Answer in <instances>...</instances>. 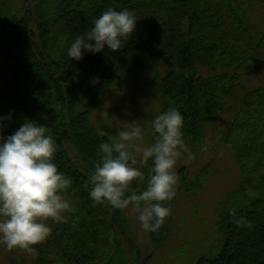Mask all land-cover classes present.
Wrapping results in <instances>:
<instances>
[{
    "label": "trees",
    "instance_id": "1",
    "mask_svg": "<svg viewBox=\"0 0 264 264\" xmlns=\"http://www.w3.org/2000/svg\"><path fill=\"white\" fill-rule=\"evenodd\" d=\"M109 7L139 18L128 43L72 61L67 49L74 38ZM261 69L264 0H0V116L12 112L4 135L25 118L43 123L56 143L54 163L72 181L63 194L72 205L66 222L49 220V237L31 252L20 249L28 264L145 263L122 209L94 203L85 181L100 158V142L117 134L111 111L96 114L104 92L138 86L146 76L158 94L156 115L178 109L189 147H204L207 127L230 115L222 140L235 154L240 182L217 214V252L194 264H264V85L235 95L242 78ZM226 99L234 103L224 110ZM150 167L151 161L140 166L145 177ZM209 170L189 177L184 166L177 168L175 197L194 194ZM131 187L144 190L146 179ZM174 198L163 226L146 231L153 249L167 236ZM9 264L27 263L12 257Z\"/></svg>",
    "mask_w": 264,
    "mask_h": 264
},
{
    "label": "clouds",
    "instance_id": "2",
    "mask_svg": "<svg viewBox=\"0 0 264 264\" xmlns=\"http://www.w3.org/2000/svg\"><path fill=\"white\" fill-rule=\"evenodd\" d=\"M139 18L128 9L109 7L93 21L84 35L76 36L67 49L72 61H81L86 53L122 50L134 34ZM93 78L92 83H98ZM107 113H102V118ZM12 112L0 116V244L7 250L31 252L32 246L45 241L52 228L48 223L66 222L72 205L63 195L72 181L54 163L56 143L51 129L43 123L25 118L11 135L4 131ZM185 121L181 112L168 108L151 120L153 139L144 144V128L129 121L117 134L100 142L101 154L91 175L85 181L89 197L97 204L116 209L129 206L138 213L140 227L157 232L171 215L167 202L176 195L178 160L190 150L184 138ZM103 135V134H102ZM139 163L151 161L147 177ZM146 179L139 191L133 182ZM240 226L243 218L236 221Z\"/></svg>",
    "mask_w": 264,
    "mask_h": 264
},
{
    "label": "rangeland",
    "instance_id": "3",
    "mask_svg": "<svg viewBox=\"0 0 264 264\" xmlns=\"http://www.w3.org/2000/svg\"><path fill=\"white\" fill-rule=\"evenodd\" d=\"M242 86L235 95L239 97L247 90L264 85V69L252 71L250 78H242ZM158 94L150 77H144L138 86L129 88L113 87L104 92L101 106L96 114L105 110L114 115V130L122 129L129 121L135 120L144 128V144L151 140V118L158 110ZM226 99L224 110L233 105ZM230 115L223 113L205 132L204 147H189L187 154L178 160L176 168L184 166L188 176L195 175L202 167L209 166V175L201 188L194 194H178L172 203V216L164 242L157 248L151 247L147 233L140 227L138 213L131 206L122 209L126 216L130 242L134 245L139 260L144 264H194L199 256H210L217 252L215 221L220 205L227 199L240 182L236 157L222 137L228 134ZM137 167H140L137 156ZM264 171V167H263ZM23 259L30 263L28 254L20 249L9 251L0 244V264H9V258Z\"/></svg>",
    "mask_w": 264,
    "mask_h": 264
}]
</instances>
